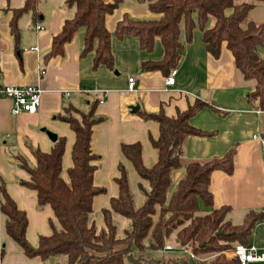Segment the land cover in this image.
Segmentation results:
<instances>
[{"label": "trees", "instance_id": "trees-1", "mask_svg": "<svg viewBox=\"0 0 264 264\" xmlns=\"http://www.w3.org/2000/svg\"><path fill=\"white\" fill-rule=\"evenodd\" d=\"M122 0H65L66 9L72 10L64 20L61 30L53 36L49 52L44 56H61L64 45L83 29L81 56L93 53L92 68L104 66L113 69L111 34L106 29L105 18ZM145 5L156 18L131 19L124 17L117 22L114 35L136 37L139 46L151 52L156 38L164 50L160 61H145V72L160 71L167 76L178 64L183 51V41L190 43L195 29L202 33V41L210 56L218 58L223 44L234 59L235 68L243 79L253 80L254 89L246 93V100L264 108V58L259 54L264 48V23L248 20L250 10L264 5V0H134ZM30 13L34 25L41 15L39 0H25L12 10L8 26L15 43L20 29L18 21ZM208 20L212 21L210 27ZM99 104L94 99L86 110L69 104L55 118L68 124L74 133L71 148L72 166L68 169V182L61 177L64 138H57L49 152L31 151L34 164L17 155L18 166L28 178L20 184L36 195L39 208L49 206L59 229L39 236L32 246L26 238L27 215L20 210L0 186V212L5 217L4 231L27 257L42 261L64 257L55 264H239L231 255L236 245L248 246L256 224L264 219L262 211L249 210L240 224L235 225L226 217L227 206L214 208L209 190L210 176L218 170L227 175L233 172L235 145L222 156L203 162H183V144L188 137H208L206 131L191 125L190 120L206 106L196 100L184 111L167 116L163 111H139L145 121L158 124V137H150L157 159L147 167L143 164L140 143H122L120 150L145 184L138 185L143 201L136 207L126 170L119 166V176L114 179L118 194L109 200V206L100 210L104 226L97 229L92 220L93 200L105 193L94 185L97 156L91 151L92 128L102 122L96 114ZM183 170V176L174 184L172 174ZM125 220L119 235V225L113 218ZM167 243L179 245L203 259L194 260L188 255L175 254L155 257ZM229 253V254H227ZM3 248L0 249V261Z\"/></svg>", "mask_w": 264, "mask_h": 264}, {"label": "crops", "instance_id": "crops-1", "mask_svg": "<svg viewBox=\"0 0 264 264\" xmlns=\"http://www.w3.org/2000/svg\"><path fill=\"white\" fill-rule=\"evenodd\" d=\"M25 0H0V86H38L41 89L40 106L34 113H10V101L0 98V186L23 210L28 219L26 238L32 246L37 245L39 236H47L59 225L49 206L39 208L35 192L22 186L21 180L28 176L19 166L15 157H24L29 165L34 164L31 151L39 149L49 152L53 142L47 135L52 133L57 138H64L65 147L62 156L61 177L68 182V169L72 166L71 148L75 137L68 124L55 118L69 104L86 110L94 100L98 104L96 114L103 117L102 122L92 128L91 151L98 158L94 185L102 187L104 179L111 181L112 191L118 194L114 179L119 176V166L131 170L133 179L129 182L136 207L143 201L138 185L145 183L136 174L132 164L123 157L120 145L138 142L141 146L143 164L152 166L157 154L150 143V137H158V124L142 120L139 111H163L167 116H174L177 111H184L196 100L206 103L190 123L196 128L212 131L208 137H188L183 144L185 162H203L223 153L235 145L233 172L230 175L214 171L210 176L209 190L213 197L214 208L227 206V219L235 225L242 222L249 210L264 213V144L254 136L264 138V108L259 110L255 103L246 100V93L254 89L253 80H245L235 68L231 53L223 44L218 58L208 54L202 41V33L195 29L192 41H183V51L176 65L175 83L166 87L165 76L160 71L145 72L141 63L160 61L164 50L160 39L156 38L151 52L142 50L136 37L124 36L118 39L114 35L117 22L124 15L131 19H151L152 14L145 5L128 3L119 5L105 18L106 29L111 34V52L113 69L104 66L92 68L93 53L81 56L84 30L80 29L72 40L64 45L63 54L47 60L51 40L70 17L72 10L65 5H48L36 25L30 13H24L19 21V49L9 30L12 10L23 5ZM248 20L264 23V5L250 10ZM39 25L41 28L36 29ZM212 21L208 20L210 27ZM37 48V50H33ZM259 54L264 58V48ZM42 72V74H41ZM135 78V89L128 90V78ZM138 106L136 112L130 107ZM127 173V172H126ZM174 184L183 176V170L175 171ZM172 174V178H173ZM128 176V175H127ZM104 193V194H105ZM102 194V195H104ZM93 200L92 220L97 222V229L104 226L99 219L100 210L109 206L111 198ZM97 199L99 208L94 206ZM97 214V219L94 215ZM102 217V216H101ZM119 225L120 235L125 220L114 216ZM5 217L0 212V249L3 256L0 264H55L60 258L42 261L37 257H27L22 249L10 239L4 231ZM264 250V219L255 225L250 237V244Z\"/></svg>", "mask_w": 264, "mask_h": 264}, {"label": "built area", "instance_id": "built-area-1", "mask_svg": "<svg viewBox=\"0 0 264 264\" xmlns=\"http://www.w3.org/2000/svg\"><path fill=\"white\" fill-rule=\"evenodd\" d=\"M40 28L41 27L39 25L36 26L37 30H39ZM33 50H37V48H33ZM175 74L176 68H173L169 71L168 75L165 76L164 83L166 87H171L174 85ZM135 82V78H128L129 91H133L135 89ZM40 95L41 89L38 86H0V98L10 101V113L13 116H17L21 113L36 112L38 107L40 106ZM102 102V100H99V104H101ZM253 138L259 140L260 143L264 144V138L257 136H254ZM175 254L188 255L190 258L198 261L203 260L194 255L191 251L179 245L170 243L165 244L163 248L156 253L158 257ZM231 255L237 258L239 264H264V250L260 251L254 245H236L231 251Z\"/></svg>", "mask_w": 264, "mask_h": 264}, {"label": "rangeland", "instance_id": "rangeland-1", "mask_svg": "<svg viewBox=\"0 0 264 264\" xmlns=\"http://www.w3.org/2000/svg\"><path fill=\"white\" fill-rule=\"evenodd\" d=\"M235 1L238 2V1H249V0H235ZM64 2H65V0H39V8L42 11H44V9H46V7L48 5H64ZM128 3H136V2L134 0H122L120 5H128ZM182 160H183V162H185L186 159L183 157ZM126 172H127V175H128L129 182L132 183L131 180L133 179V175H132L131 170L130 171L127 170ZM172 182H175L174 174H173ZM110 183H111V181L104 179V183H103L102 186L106 187L107 192L104 195H102L101 197H98V199H100V198H102V199H104V198L107 199L108 198L109 199L112 196H115L116 191L114 192L111 189L112 186L114 187V184L111 185ZM130 186H131V184H130ZM98 199H97V202H95L94 213H95V210L97 209L96 207L99 208V206H100V203H99ZM92 215H93V213H92ZM94 217L97 219L98 215L95 214ZM99 219H100V223H101V219H102L101 214H99ZM95 226H98L97 222H95ZM154 256L158 257V255H156V253L154 254ZM59 262L60 263L64 262V257H60Z\"/></svg>", "mask_w": 264, "mask_h": 264}, {"label": "water", "instance_id": "water-1", "mask_svg": "<svg viewBox=\"0 0 264 264\" xmlns=\"http://www.w3.org/2000/svg\"><path fill=\"white\" fill-rule=\"evenodd\" d=\"M132 112H136L138 110V106L130 107ZM47 135L51 141L56 140V136L52 133L47 132Z\"/></svg>", "mask_w": 264, "mask_h": 264}]
</instances>
